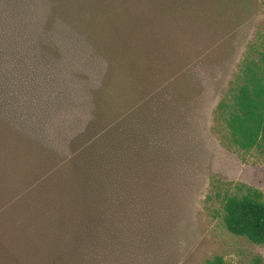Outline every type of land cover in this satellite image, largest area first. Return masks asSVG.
Segmentation results:
<instances>
[{
  "label": "rangeland",
  "instance_id": "obj_1",
  "mask_svg": "<svg viewBox=\"0 0 264 264\" xmlns=\"http://www.w3.org/2000/svg\"><path fill=\"white\" fill-rule=\"evenodd\" d=\"M105 25L121 32L125 50ZM263 34L264 0H0V264H264V247L230 234L219 204L206 201L225 185L264 198V157L231 147L214 119ZM130 60L110 107L164 84L182 89L181 75L193 86L186 102L172 96L163 105L172 131L162 139L168 159L152 201L134 216L114 211L112 228L76 243L70 144L92 116L93 92L108 75L119 84L116 66L123 61L128 72Z\"/></svg>",
  "mask_w": 264,
  "mask_h": 264
},
{
  "label": "trees",
  "instance_id": "obj_2",
  "mask_svg": "<svg viewBox=\"0 0 264 264\" xmlns=\"http://www.w3.org/2000/svg\"><path fill=\"white\" fill-rule=\"evenodd\" d=\"M106 15L94 14L97 21ZM102 27L115 43L114 47L118 49L125 45L118 43L120 31L106 25ZM123 35L124 32L121 38ZM123 61L116 66L121 72L115 76L119 84L107 82L108 75L102 89L93 92L96 106L92 116L84 131L70 144L71 166L79 191L78 213L70 222L78 221L74 229L76 243L85 241L90 230H107L117 216L114 211L119 213L126 208L134 216L140 204L152 201L163 181L164 162L168 159L163 154L165 142L162 139H166L167 131H172L163 120L167 113L164 107L170 102L169 97L182 102L188 99L187 88L191 83L187 76L181 75L178 81L182 89L174 87L173 90L170 84H164L141 98L136 97L138 93L130 97L129 94L121 95L115 106L110 107L112 88L117 93V85L124 83L119 77L129 78L135 64L130 60L126 72ZM134 80L139 86V80ZM120 87L121 91H127L125 86ZM226 91L216 105L214 119L222 123L231 147L264 157V34L249 45ZM212 200L219 204L216 214L230 234L264 247V198L261 192L245 185L215 186L206 198L207 202ZM104 235L101 233L97 237ZM207 263L223 264L217 257Z\"/></svg>",
  "mask_w": 264,
  "mask_h": 264
}]
</instances>
